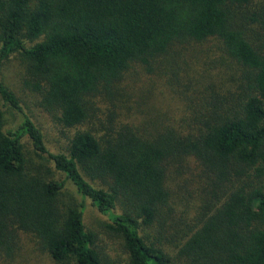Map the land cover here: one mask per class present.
Segmentation results:
<instances>
[{"label":"trees","instance_id":"1","mask_svg":"<svg viewBox=\"0 0 264 264\" xmlns=\"http://www.w3.org/2000/svg\"><path fill=\"white\" fill-rule=\"evenodd\" d=\"M249 4L0 0V65L20 56L25 85L64 127L86 125L93 99L112 93L132 67L167 92L185 126L146 134L111 122L105 134L78 131L65 153L50 154L42 130L0 78V100L22 114L7 128L0 108V252L13 256L24 232L55 263L110 264L85 224L89 200L110 218L107 228L121 239L126 264H264V9L250 13L260 9ZM252 23L263 33L252 35ZM213 39L241 70L224 81L226 92L210 98L200 58L188 46ZM27 140L66 180L49 168L34 172ZM172 162L178 192L167 185ZM66 181L76 193L68 202ZM173 201L195 211L192 226H167L165 214L176 215ZM160 222L158 238L146 234Z\"/></svg>","mask_w":264,"mask_h":264},{"label":"rangeland","instance_id":"2","mask_svg":"<svg viewBox=\"0 0 264 264\" xmlns=\"http://www.w3.org/2000/svg\"><path fill=\"white\" fill-rule=\"evenodd\" d=\"M249 8H258L260 10L247 9V11L259 13L264 9V0H250ZM251 34L263 33L262 28L253 23L249 26ZM1 48V44H0ZM189 51L199 59L202 68V84L208 96L211 98L213 93L223 94L225 91L224 81L230 79L232 75L240 72L241 67L230 59L222 50V45L213 39L203 44H194L188 46ZM190 56H193L189 54ZM194 56V57H195ZM207 72V75H206ZM0 78L20 99L26 114H28L42 130L46 142V147L50 154L65 153L71 139L78 131L93 130L98 135L106 133V126L112 122L115 128L129 126L138 129L143 133H154L165 129L167 126L183 130L185 126L174 118V103L169 100L167 92L165 96L160 94L155 81L150 82L145 77H141L137 68L132 67L127 71L124 78L116 84L112 93L103 92L102 95L93 99L95 113L90 121L79 128H66L60 120L58 112H49L42 105V96L29 89L25 85L26 65L20 56H15L0 65ZM152 83V84H150ZM228 84L229 82H225ZM155 88L153 92L147 91L150 85ZM0 108L5 113V122L7 128H14L22 119V114L0 100ZM173 109V110H170ZM26 142V154L30 160V166L34 172L46 174V169L53 172V178L64 181L63 174L58 173L48 156L39 158L34 153L30 141ZM172 164V165H171ZM169 172H167V185L173 192H178L180 182L177 174V164L170 163ZM196 161L192 158L191 167L195 170ZM67 182L66 194L63 197L68 202L76 193L70 182ZM101 187V183H95ZM172 208L176 211L174 219L165 217L168 225L175 223H188L191 226L195 220V211L186 212L178 201H173ZM167 213V212H166ZM85 224L87 228L96 234L98 239V249L102 256L110 264H126L127 256L122 248L121 239L111 232L107 225L110 218L101 214L88 200L85 209ZM170 220V221H169ZM162 223L156 224L152 229L147 230L153 238H158L162 231ZM166 236H171L172 230H166ZM159 233V234H158ZM0 264H58L55 263L44 251L37 239L28 233L20 234V242L16 253L8 257L0 252Z\"/></svg>","mask_w":264,"mask_h":264}]
</instances>
